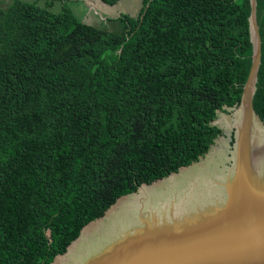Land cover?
<instances>
[{"label":"trees","instance_id":"1","mask_svg":"<svg viewBox=\"0 0 264 264\" xmlns=\"http://www.w3.org/2000/svg\"><path fill=\"white\" fill-rule=\"evenodd\" d=\"M256 1L253 107L264 122ZM2 2L0 264H50L118 196L196 160L222 133L211 121L239 102L251 65L250 2L141 0L119 16L120 32L67 7Z\"/></svg>","mask_w":264,"mask_h":264},{"label":"water","instance_id":"2","mask_svg":"<svg viewBox=\"0 0 264 264\" xmlns=\"http://www.w3.org/2000/svg\"><path fill=\"white\" fill-rule=\"evenodd\" d=\"M249 2L251 65L239 102L216 111V117L220 113L229 123L216 117L211 121L222 133L196 160L118 196L101 215L84 224L50 264H63L62 258L69 252L71 256L79 253L73 264H264V122L253 107L261 39L257 1ZM214 147L223 148L225 157L218 164L221 177L212 180L213 184L189 183L166 192L154 203L139 200L130 213L132 222L124 213L127 226L105 241L101 235L92 239L89 232L85 234L141 186L200 162Z\"/></svg>","mask_w":264,"mask_h":264},{"label":"bare ground","instance_id":"3","mask_svg":"<svg viewBox=\"0 0 264 264\" xmlns=\"http://www.w3.org/2000/svg\"><path fill=\"white\" fill-rule=\"evenodd\" d=\"M222 121L225 124L229 123V120L225 117L223 118ZM254 129L256 128L254 127ZM224 157H225V154H224L223 148L214 147L207 154L205 159H202L200 162H197L191 166L181 168L179 172L177 173V174H180L182 172L181 175L175 176L174 178L167 180L168 178L174 175H177V174H172L165 179L159 180L158 182H156L155 184L151 186H148V185L141 186L139 191L130 195V196L134 195L133 197H130V196H128L129 198L126 197L127 199L125 198L122 202H120L117 205L118 207L112 210L113 212L110 213V215L107 217L106 220H102L103 219L102 218L101 221L95 223L92 227L88 228L85 231V234L89 232V235L92 239L98 235H101V240L105 241L107 237L109 236L113 237L117 230L121 228L124 229L127 226L128 221L124 217V213H127L128 219L130 220L129 223L132 222L133 218L131 217L130 213L136 206H139V203H140L139 200L143 201V203H154L157 198L160 199L162 196L166 194V192L171 191L175 188H180V187L189 185V183L213 184L212 180L220 179L221 177L220 175L221 170L219 169L218 164L220 162L221 163L223 162ZM194 180H197L198 183L195 182ZM162 181H165V182L160 183ZM158 183L160 184L156 188L154 189L148 188V187L155 186ZM169 194H172V193H169ZM90 237L88 236L89 239ZM78 256H79V253L75 254L74 256H71V252H69L62 258V261H63L67 257L63 262L61 261V263L73 264L75 258H77Z\"/></svg>","mask_w":264,"mask_h":264},{"label":"rangeland","instance_id":"4","mask_svg":"<svg viewBox=\"0 0 264 264\" xmlns=\"http://www.w3.org/2000/svg\"><path fill=\"white\" fill-rule=\"evenodd\" d=\"M2 6H7L12 0H2ZM35 3L41 7H47L54 12H58L63 7L75 10L73 14L83 23H87L111 32H120L122 22L118 19L121 14L136 15L141 8V0H119L114 4H101L100 0H25ZM105 4V5H104ZM83 5L85 7H83ZM77 11V12H76ZM85 13V15H84ZM84 15V16H83ZM110 17V18H108ZM218 113L217 121L223 117ZM221 125V122H218ZM220 138L219 141H221ZM221 146V143H216ZM223 147V146H222Z\"/></svg>","mask_w":264,"mask_h":264},{"label":"crops","instance_id":"5","mask_svg":"<svg viewBox=\"0 0 264 264\" xmlns=\"http://www.w3.org/2000/svg\"><path fill=\"white\" fill-rule=\"evenodd\" d=\"M81 1H83V0H81ZM100 1H101V0H100ZM100 3L103 4L104 2L101 1ZM104 5H105V4H104ZM83 7H85V6L83 5ZM71 11H72L74 14H76V13H75V10H71ZM76 12H77V11H76ZM84 15H85V13H84ZM84 15H83V16H84ZM108 18H110V17H108Z\"/></svg>","mask_w":264,"mask_h":264}]
</instances>
